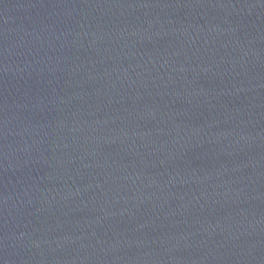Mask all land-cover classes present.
I'll list each match as a JSON object with an SVG mask.
<instances>
[{
    "label": "water",
    "instance_id": "water-1",
    "mask_svg": "<svg viewBox=\"0 0 264 264\" xmlns=\"http://www.w3.org/2000/svg\"><path fill=\"white\" fill-rule=\"evenodd\" d=\"M0 264H264V0H0Z\"/></svg>",
    "mask_w": 264,
    "mask_h": 264
}]
</instances>
